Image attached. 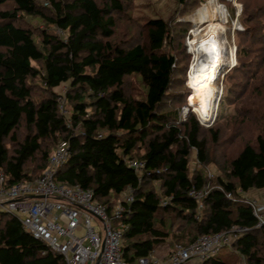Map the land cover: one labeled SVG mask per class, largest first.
Wrapping results in <instances>:
<instances>
[{
  "label": "trees",
  "instance_id": "obj_1",
  "mask_svg": "<svg viewBox=\"0 0 264 264\" xmlns=\"http://www.w3.org/2000/svg\"><path fill=\"white\" fill-rule=\"evenodd\" d=\"M175 1L184 7L192 0ZM239 1L245 28L238 33L247 35L248 43L256 37L264 42L263 22L254 23L260 0ZM124 11L122 0H0L5 185L33 182L52 150L65 142L68 156L56 181L90 189L109 210L130 190L132 200L121 218L127 264L156 255L171 240L166 255L175 243L187 245L235 225L247 230L230 244L231 251L202 264H264V225L254 227L245 198L264 188V130L219 166L217 175L208 176L207 166L216 162L208 138L193 113L181 119L184 98L170 95L179 68L172 29L162 18L148 19L141 25L143 39L124 44L116 40L117 15ZM29 17L43 26H26ZM133 74L146 89L142 98L127 91ZM62 83H67L64 99L55 91ZM59 98L67 113L60 111ZM211 130L216 143L217 130ZM129 159L144 162L140 174ZM192 187H207L201 207L188 194ZM42 248L14 215L0 211V264H64Z\"/></svg>",
  "mask_w": 264,
  "mask_h": 264
},
{
  "label": "rangeland",
  "instance_id": "obj_2",
  "mask_svg": "<svg viewBox=\"0 0 264 264\" xmlns=\"http://www.w3.org/2000/svg\"><path fill=\"white\" fill-rule=\"evenodd\" d=\"M122 2L125 5L124 14L117 15L119 18L116 40L119 42L124 44L132 40L140 42L143 39L141 25L152 18H162L172 29V34L176 38L173 51L178 57L179 68L170 95L180 94L184 98L185 102L179 108L181 119H185L189 113H193L198 119L203 134L208 138L209 148L213 149L211 159L213 157V160H216L207 166V175L209 176L208 173L217 175L219 166L227 163L244 143L253 142L255 135L264 130L262 126L264 125V42L256 37L248 43L247 35L241 36L238 33V29L245 28L241 16L243 6L239 0H192L188 9L186 7L189 4L182 7L175 0H122ZM257 5L259 12L254 16L256 15L258 19L255 18L254 23L264 24V2L260 0ZM27 19L29 21L27 20L26 26L30 28L36 25L43 26L35 18ZM213 19L222 22L221 27L218 28V37L222 41L223 38L225 40L223 63L215 76L218 93L213 115L210 120L202 121L195 113L196 95L193 86L189 83V71L194 58L197 61L199 59L198 52L195 54L194 51L200 52L205 48L203 42L208 40L207 34L204 33L205 28ZM236 22L238 24H235ZM184 26L188 28L186 33L180 36L179 30ZM55 32L60 33L57 30ZM244 45L250 46V50L243 49ZM217 53L212 52L208 59L213 61ZM200 61L202 62V59ZM127 85V91L131 96L144 97L146 89L138 76L135 74L128 76ZM66 87L67 83H62L55 88L63 99ZM67 107L69 108L68 104ZM211 129L217 130L216 143L211 142ZM192 158L193 156L191 160ZM190 166L193 167L192 162ZM172 241L159 247L161 251L155 254L164 255L166 249L172 245ZM230 251V245L223 246L216 255H226Z\"/></svg>",
  "mask_w": 264,
  "mask_h": 264
},
{
  "label": "built area",
  "instance_id": "obj_3",
  "mask_svg": "<svg viewBox=\"0 0 264 264\" xmlns=\"http://www.w3.org/2000/svg\"><path fill=\"white\" fill-rule=\"evenodd\" d=\"M59 108L67 113L62 98H59ZM67 156V144L62 142L52 150L46 167L33 182L19 181L6 186L4 174L0 172V211L14 215L24 230L41 241L42 253H52L64 264H127L122 248L126 226L121 218L126 204L132 200L130 190L109 210L106 204L94 198L90 189L55 180ZM128 165L140 174L144 162L129 159ZM206 193L207 187H192L188 191L199 207ZM245 198L256 219L254 227H261L264 225V196ZM246 230L247 227L235 225L226 231L205 233L187 245L175 243L164 257H139L135 264H202Z\"/></svg>",
  "mask_w": 264,
  "mask_h": 264
},
{
  "label": "bare ground",
  "instance_id": "obj_4",
  "mask_svg": "<svg viewBox=\"0 0 264 264\" xmlns=\"http://www.w3.org/2000/svg\"><path fill=\"white\" fill-rule=\"evenodd\" d=\"M221 21H210L205 28V34L208 40L203 42L205 48L194 51L199 54V59L194 58L189 71V83L194 88L195 113L202 120H210L213 115L214 102L217 97L218 88L215 82V76L220 69L223 60V48L225 40L218 37V28L221 27ZM235 24H238L237 22ZM237 29V27H236ZM194 49V48H192ZM218 52L213 61L208 59L211 53ZM195 56V55H194ZM202 57V58H201ZM202 59V62L200 61Z\"/></svg>",
  "mask_w": 264,
  "mask_h": 264
},
{
  "label": "crops",
  "instance_id": "obj_5",
  "mask_svg": "<svg viewBox=\"0 0 264 264\" xmlns=\"http://www.w3.org/2000/svg\"><path fill=\"white\" fill-rule=\"evenodd\" d=\"M245 195L247 197H252V198L260 199L262 196H264V188L251 190L250 192L246 193ZM162 256H164V255H162Z\"/></svg>",
  "mask_w": 264,
  "mask_h": 264
},
{
  "label": "clouds",
  "instance_id": "obj_6",
  "mask_svg": "<svg viewBox=\"0 0 264 264\" xmlns=\"http://www.w3.org/2000/svg\"><path fill=\"white\" fill-rule=\"evenodd\" d=\"M238 30H240V29H238Z\"/></svg>",
  "mask_w": 264,
  "mask_h": 264
}]
</instances>
